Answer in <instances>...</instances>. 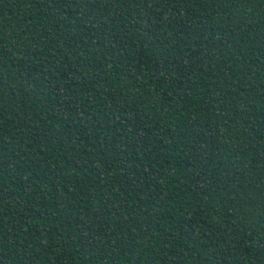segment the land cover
Masks as SVG:
<instances>
[{"label":"trees","instance_id":"trees-1","mask_svg":"<svg viewBox=\"0 0 264 264\" xmlns=\"http://www.w3.org/2000/svg\"><path fill=\"white\" fill-rule=\"evenodd\" d=\"M0 264H264V0H0Z\"/></svg>","mask_w":264,"mask_h":264}]
</instances>
